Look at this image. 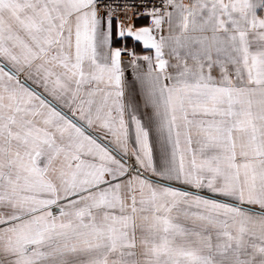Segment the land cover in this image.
<instances>
[{"label": "snow or ice", "instance_id": "1", "mask_svg": "<svg viewBox=\"0 0 264 264\" xmlns=\"http://www.w3.org/2000/svg\"><path fill=\"white\" fill-rule=\"evenodd\" d=\"M0 264H264V0H0Z\"/></svg>", "mask_w": 264, "mask_h": 264}]
</instances>
